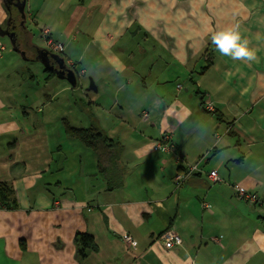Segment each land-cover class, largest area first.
Masks as SVG:
<instances>
[{"label": "crops", "instance_id": "1", "mask_svg": "<svg viewBox=\"0 0 264 264\" xmlns=\"http://www.w3.org/2000/svg\"><path fill=\"white\" fill-rule=\"evenodd\" d=\"M25 13L63 43L77 85L44 69L42 86L0 92V264H264V0H26ZM234 24L255 61L211 44ZM63 122L99 128L113 163ZM167 230L182 243L166 249Z\"/></svg>", "mask_w": 264, "mask_h": 264}, {"label": "rangeland", "instance_id": "2", "mask_svg": "<svg viewBox=\"0 0 264 264\" xmlns=\"http://www.w3.org/2000/svg\"><path fill=\"white\" fill-rule=\"evenodd\" d=\"M13 13L15 11L13 10ZM7 21L2 24L3 27H6ZM28 29V35L21 34L19 36V43H20V49L25 52V56H22L20 52H16L13 50L11 40L7 36H0V43L5 46V50L2 52V55L0 56V92L8 90V88L11 87V85H20V84H26L28 82H34V85L39 83L40 86H42L43 83V76H44V67L43 65L35 60L36 57V50L34 47L30 46L36 45L41 48H46L44 39L41 36V32L39 27H33L28 22L26 24ZM20 29V28H19ZM31 29V30H30ZM22 32V28L20 29ZM31 31V32H30ZM38 66V69L36 67ZM31 71L35 73L34 80H31L30 75ZM88 76L85 77L83 80L85 82V89L88 88ZM58 80H61L57 77L54 78L55 82H59ZM64 80V79H63Z\"/></svg>", "mask_w": 264, "mask_h": 264}, {"label": "water", "instance_id": "3", "mask_svg": "<svg viewBox=\"0 0 264 264\" xmlns=\"http://www.w3.org/2000/svg\"><path fill=\"white\" fill-rule=\"evenodd\" d=\"M4 5L9 13L6 27H2L0 25V36H7L11 40V44L13 47V50L16 52H20L22 56H25V52L20 49V43H19V37L15 33L16 30H19V28H22V34L27 35L28 29H27V19H26V13H25V6H26V0H3ZM13 10L17 15H19V18L16 20L13 16ZM32 47L36 50V57L35 60L39 61L45 70L52 71L55 76L59 79L66 80L72 87H76L77 85V76L75 71L68 67V65L65 62L64 57H62L60 54L53 53L46 48H41L36 45L30 44ZM89 85L87 88V91H97V87L94 84L93 80L89 79Z\"/></svg>", "mask_w": 264, "mask_h": 264}, {"label": "trees", "instance_id": "4", "mask_svg": "<svg viewBox=\"0 0 264 264\" xmlns=\"http://www.w3.org/2000/svg\"><path fill=\"white\" fill-rule=\"evenodd\" d=\"M205 53H207V51H205ZM47 71L50 72L51 75H53L52 71ZM63 127L65 134L69 138L79 141L85 147L93 150L96 153L99 158V162L101 163L100 166H102L104 170L108 168V166L106 165L113 163L112 161H114L117 153L116 150H119L117 149L118 144L107 138V136L103 134V132L99 128L94 126H90L87 128L74 127L71 126L68 122H63ZM111 152L113 153L110 157H108V154H110ZM10 192V188L7 184L0 183V197L3 199V202L9 198ZM79 242L81 245L79 254L83 255L85 250L90 247L91 237L89 235L83 234L81 235Z\"/></svg>", "mask_w": 264, "mask_h": 264}, {"label": "built area", "instance_id": "5", "mask_svg": "<svg viewBox=\"0 0 264 264\" xmlns=\"http://www.w3.org/2000/svg\"><path fill=\"white\" fill-rule=\"evenodd\" d=\"M41 36L44 39L45 45H46V49L53 52V53H57L60 54L63 50V43L54 40L51 36H50V31L47 28H44L41 30ZM5 46L2 45L0 43V56L2 55V52L5 50ZM205 108L207 110H213V106L210 102L205 104ZM157 146L158 148H161L162 150L168 151V150H173V146L169 141V138L167 135L163 136L158 142H157ZM198 170V166L195 165H191L188 167V169L186 171H184V173H180L179 175H177L175 177V183L177 185H179L180 183H182L190 174L194 173L195 171ZM208 179L211 182H218L221 180L220 176L218 175V173L214 170H211L208 172L207 174ZM235 193L237 195L238 198L241 199H245L248 200L250 202L255 201V196L252 195L251 193L247 192L246 190H244V188L240 187V186H235L234 187ZM203 208H209V204L208 203H203ZM161 238L163 240V245L166 249H171L176 245H180L182 243V239L181 237L174 231L172 230H167L165 232H163V234L161 235ZM125 241L129 244H134L135 240L131 237V236H125Z\"/></svg>", "mask_w": 264, "mask_h": 264}, {"label": "clouds", "instance_id": "6", "mask_svg": "<svg viewBox=\"0 0 264 264\" xmlns=\"http://www.w3.org/2000/svg\"><path fill=\"white\" fill-rule=\"evenodd\" d=\"M211 44L221 56L232 60L252 62L257 59L256 52L243 38L240 25L234 24L216 30L211 34Z\"/></svg>", "mask_w": 264, "mask_h": 264}, {"label": "flooded vegetation", "instance_id": "7", "mask_svg": "<svg viewBox=\"0 0 264 264\" xmlns=\"http://www.w3.org/2000/svg\"><path fill=\"white\" fill-rule=\"evenodd\" d=\"M14 18L17 20L19 17H18V15H16V16H14ZM15 33L17 34L18 37L22 34V32L20 31V29L19 30H16Z\"/></svg>", "mask_w": 264, "mask_h": 264}]
</instances>
